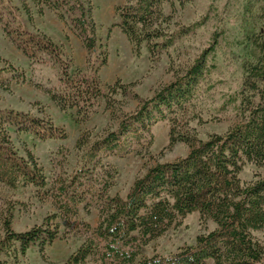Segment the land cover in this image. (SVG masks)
<instances>
[{
	"label": "trees",
	"instance_id": "16d2710c",
	"mask_svg": "<svg viewBox=\"0 0 264 264\" xmlns=\"http://www.w3.org/2000/svg\"><path fill=\"white\" fill-rule=\"evenodd\" d=\"M264 1V0H261ZM184 5L182 0H178ZM173 0H126L117 8L121 28L136 53L146 43L152 63L161 53L174 47L179 39L195 31L203 22L181 27L172 33L161 30L157 23L163 19V5ZM56 9H63L70 17L86 49L88 73L70 75L71 63L63 50L50 37L26 29L17 10L5 6L0 10V25L16 48L34 64L49 60L60 68L62 89L50 91L52 100L62 111L73 110L78 123L87 122L103 97L98 79L92 74L93 56L97 48V29L93 21V7L83 0H57ZM29 17V16H28ZM31 19V18H30ZM220 34L194 63L175 80L158 89L149 99H140L128 87L120 89L127 96L139 100L132 113L122 114L115 130L106 132L91 144L80 142L78 148L88 146L83 169L67 186H62L56 206L58 213L46 220L60 221L69 228L76 216L75 207L88 200L96 201L99 224L96 236L104 243L101 248L93 240L85 242L67 264H264V247L254 233L264 232V177L243 183L239 175L246 162L264 166V32L247 37L256 47L259 57L244 65L242 91L224 107L233 105L241 122L225 134H212L199 139L188 126L177 130L178 116L195 99L201 84L211 73V55L218 46ZM107 58L102 61L106 65ZM17 79L14 70H0V84L8 86ZM164 121L172 122L169 147L184 143L189 153L170 163L150 168L133 183L125 198L110 196L111 183L94 180L89 175L94 166L110 156L124 157L134 147L152 139L153 128ZM30 134L42 141L65 140L67 135L52 122L29 113L0 108V184L17 190L32 185L44 189L47 180L43 168L31 153L21 156L14 146L10 132ZM198 213L203 224L213 222L216 228L196 239L195 245L180 248L169 256L143 258L142 250L178 226L188 215ZM51 224L30 231L15 233L10 222L5 223V237L0 241V255L4 251L26 255L38 246L44 251L60 238L61 227ZM18 245V247H17ZM101 248V250H100ZM0 264H5L0 262Z\"/></svg>",
	"mask_w": 264,
	"mask_h": 264
},
{
	"label": "rangeland",
	"instance_id": "374dc122",
	"mask_svg": "<svg viewBox=\"0 0 264 264\" xmlns=\"http://www.w3.org/2000/svg\"><path fill=\"white\" fill-rule=\"evenodd\" d=\"M88 3L89 0H83ZM126 0H90L93 21L97 29V48L92 74L98 79L103 97L96 105L94 114L81 124L76 112L62 111L52 100L50 91H60V68L46 60V64H34L11 42L0 25V70H14L17 79L6 85L0 84V108L29 113L39 119L50 121L67 138L42 141L34 135L10 132L11 140L21 156L31 153L43 168L47 180L44 189L32 185L17 190L0 184V241L5 237V223L10 222L15 233L30 231L49 223L54 228L60 221L46 223L58 213L56 198L60 188L67 186L73 176L85 164L88 146L78 148L80 142L92 143L106 132L115 130L122 114L134 112L139 100L126 96L121 86H126L142 100L152 98L156 91L172 83L183 74L209 48L213 36L220 34L218 46L211 55V73L201 84L198 93L178 116L177 130L188 126L199 139L206 140L212 134H225L241 122L236 108L224 109L231 98L243 88L244 65L254 62L259 52L249 44L247 37L264 32V1L261 0H173L174 5H163V19L157 23L161 30L172 33L181 27H192L203 22L195 31L178 40L176 45L161 53L152 63L146 43L140 54L121 28L117 8ZM57 0H0V10L9 6L17 10L22 23L29 31L50 37L71 63L70 75L88 73L89 55L76 31L70 25V17L63 9H56ZM29 16V17H28ZM31 18V19H30ZM107 58L106 65L102 61ZM172 122L164 121L152 130V139L134 147L130 154L102 159L90 171L94 180L111 183L110 196L125 198L135 180L161 163L184 158L189 147L177 143L169 147ZM264 177V166L246 162L239 175L243 183ZM75 207L76 216L70 227L60 224V238L44 251L36 246L26 255L4 251L0 262L5 264H67L68 259L85 242L93 240L102 248L96 236L99 213L96 201L88 200ZM216 228L213 222L203 224L198 213L188 215L181 223L163 237L151 242L142 250L143 258L155 255L169 256L180 248L195 245L197 237ZM264 247V232L254 233ZM18 247V245H17ZM100 248V250H101ZM89 264H96L91 260ZM115 264V263H114ZM206 264H215L208 261Z\"/></svg>",
	"mask_w": 264,
	"mask_h": 264
}]
</instances>
